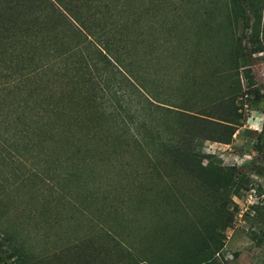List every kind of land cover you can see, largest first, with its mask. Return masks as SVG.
Masks as SVG:
<instances>
[{"label": "rangeland", "instance_id": "rangeland-1", "mask_svg": "<svg viewBox=\"0 0 264 264\" xmlns=\"http://www.w3.org/2000/svg\"><path fill=\"white\" fill-rule=\"evenodd\" d=\"M221 2L179 0L155 13L149 46L134 56L146 59L147 85L160 97L124 84L104 102L136 103L152 122L169 107L167 121L192 133L178 147L200 162L157 158L133 124L123 131L100 114H82L78 128L70 109L63 127L21 136L0 116L6 264H178L189 256L264 264V38L251 31L252 6L230 25L224 13L214 16ZM234 35L237 68L228 62ZM229 133L227 143L201 139Z\"/></svg>", "mask_w": 264, "mask_h": 264}, {"label": "trees", "instance_id": "trees-1", "mask_svg": "<svg viewBox=\"0 0 264 264\" xmlns=\"http://www.w3.org/2000/svg\"><path fill=\"white\" fill-rule=\"evenodd\" d=\"M144 1L0 0V116L4 129H13L21 136L35 128L63 127L64 115L71 109L78 128L83 124L82 114H89L90 121V114H100L123 131L133 124L139 141L150 146L157 158L200 162L201 155L178 147L180 142L188 144L192 133L167 121L169 107L152 122L136 103L126 102L118 108L104 103L110 92L122 93L120 85L130 86L132 94L140 88L153 98L160 97L147 85L146 59H136L134 51L137 46H149L144 35L156 26L155 13L179 0H148L150 5L145 7ZM248 5L256 20L251 31L257 30L264 38V0H222V10L215 9L214 16L224 13L231 25ZM232 41L228 62L237 68L238 36ZM39 133L43 140V130ZM229 136L202 135L201 139L227 143ZM188 168L182 165L185 171ZM211 172L215 178L218 172ZM0 262L6 264L1 254ZM201 262L189 256L178 264Z\"/></svg>", "mask_w": 264, "mask_h": 264}, {"label": "built area", "instance_id": "built-area-1", "mask_svg": "<svg viewBox=\"0 0 264 264\" xmlns=\"http://www.w3.org/2000/svg\"><path fill=\"white\" fill-rule=\"evenodd\" d=\"M249 196H250V194H249Z\"/></svg>", "mask_w": 264, "mask_h": 264}]
</instances>
